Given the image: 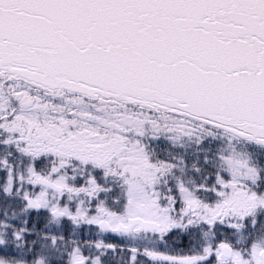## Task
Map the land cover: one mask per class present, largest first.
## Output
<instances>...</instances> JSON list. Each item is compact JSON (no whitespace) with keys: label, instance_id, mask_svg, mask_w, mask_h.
Here are the masks:
<instances>
[{"label":"snow or ice","instance_id":"snow-or-ice-1","mask_svg":"<svg viewBox=\"0 0 264 264\" xmlns=\"http://www.w3.org/2000/svg\"><path fill=\"white\" fill-rule=\"evenodd\" d=\"M0 264H264V0H0Z\"/></svg>","mask_w":264,"mask_h":264}]
</instances>
